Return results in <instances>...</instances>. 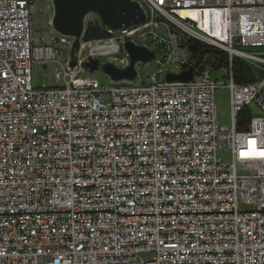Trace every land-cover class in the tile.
Returning <instances> with one entry per match:
<instances>
[{"label": "built area", "instance_id": "obj_1", "mask_svg": "<svg viewBox=\"0 0 264 264\" xmlns=\"http://www.w3.org/2000/svg\"><path fill=\"white\" fill-rule=\"evenodd\" d=\"M38 1L52 9L0 0V264H264V0H135L145 21L83 32L73 66V37L32 43ZM126 41L154 52L148 84L139 62L133 81L81 82L89 57L126 66ZM234 59L258 79L237 82ZM48 62L61 84L33 87L32 64Z\"/></svg>", "mask_w": 264, "mask_h": 264}, {"label": "water", "instance_id": "obj_2", "mask_svg": "<svg viewBox=\"0 0 264 264\" xmlns=\"http://www.w3.org/2000/svg\"><path fill=\"white\" fill-rule=\"evenodd\" d=\"M52 28L63 35L73 37L70 49V65H74V50L85 29L86 16L95 14L103 29L119 30L136 26L145 21V13L135 0H51ZM124 48L128 54V64L119 67L115 63L105 61L101 64L103 71L113 82L121 80L133 81L137 76L136 63H147L154 57V52L146 46L126 41ZM196 44L188 46L191 56L195 57ZM199 62V58H197ZM89 72L99 68V62L89 57L84 62ZM192 67L178 74H167V81H189L192 77Z\"/></svg>", "mask_w": 264, "mask_h": 264}, {"label": "rangeland", "instance_id": "obj_3", "mask_svg": "<svg viewBox=\"0 0 264 264\" xmlns=\"http://www.w3.org/2000/svg\"><path fill=\"white\" fill-rule=\"evenodd\" d=\"M52 9L50 2L48 1H38L37 8L31 14V36L33 44H43L48 42L50 36L54 35L53 28L49 23L51 18ZM96 19L95 14H89L86 16V21ZM70 40V38L68 39ZM154 47V44H153ZM67 51V49H66ZM124 56L123 53L112 54L111 57H117L120 59ZM66 57L60 56L59 60H63ZM103 60L108 59L103 57ZM54 67H59L58 63L48 62L46 64H37L34 63L30 69V79L31 85L33 87L41 86H58L61 84V81H56L54 77ZM140 80L143 81V84H148L150 76L158 71V65L155 61H149L147 63H138L137 64ZM181 70L179 66L173 69L174 73H177ZM249 73L251 75V80H256L259 77V71L255 67H250ZM211 79H214L218 82L227 83L226 72L223 70H211ZM165 74L160 73L159 79H164ZM81 82L91 87H107L113 84L109 76L103 71L100 67L94 72H85L79 76ZM140 83V82H139ZM215 102L217 106V117L218 121L222 125L229 126L230 122V111H229V90L227 88H218L215 91ZM257 110L254 111V113ZM217 155L221 157L226 162H230L231 156L229 152H224L221 150L217 151ZM151 255V254H150ZM45 264V263H40Z\"/></svg>", "mask_w": 264, "mask_h": 264}, {"label": "trees", "instance_id": "obj_4", "mask_svg": "<svg viewBox=\"0 0 264 264\" xmlns=\"http://www.w3.org/2000/svg\"><path fill=\"white\" fill-rule=\"evenodd\" d=\"M107 32L101 27L97 19L85 21L84 37L85 39H96L105 37ZM250 65L240 59L233 60L234 78L237 82L252 81L249 73ZM240 119L237 124L238 129L245 128L246 120L249 114L246 111L240 112Z\"/></svg>", "mask_w": 264, "mask_h": 264}]
</instances>
